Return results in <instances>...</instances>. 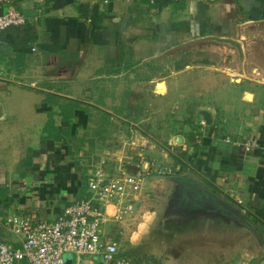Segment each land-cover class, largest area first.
I'll use <instances>...</instances> for the list:
<instances>
[{
  "label": "crops",
  "instance_id": "crops-1",
  "mask_svg": "<svg viewBox=\"0 0 264 264\" xmlns=\"http://www.w3.org/2000/svg\"><path fill=\"white\" fill-rule=\"evenodd\" d=\"M16 6L25 22L0 31V217L55 220L87 196L91 164L101 156L128 157L129 139L142 140V133L150 145L133 151L142 167L154 158L179 178L146 176L138 209L159 191L166 190L165 204L191 191V201L217 202L227 218L243 213L238 227L251 232L255 243L238 264L263 260L264 0H19ZM259 29L262 37H251ZM245 37L252 46L242 66L221 70L211 86L212 103L224 110L198 106L191 128L173 118L182 127L167 145L128 119L140 108L132 106L139 91L147 104L172 91L167 78L140 84L139 64L192 42L233 52L230 44ZM185 92L178 94L187 106ZM202 122L203 138L196 143ZM91 125L97 126L94 133L87 132ZM117 138L126 152H106V143ZM103 140L106 145L92 143ZM83 141L88 143L78 149ZM121 222H112L118 234Z\"/></svg>",
  "mask_w": 264,
  "mask_h": 264
},
{
  "label": "rangeland",
  "instance_id": "rangeland-1",
  "mask_svg": "<svg viewBox=\"0 0 264 264\" xmlns=\"http://www.w3.org/2000/svg\"><path fill=\"white\" fill-rule=\"evenodd\" d=\"M262 35V29H259L253 31L251 37H262ZM246 36L250 37V35ZM247 37L241 40L238 39L236 43L230 44L231 48L234 50L233 52L228 48L218 49V47L211 44L192 42L171 49L161 55L155 56L147 62L139 64L137 68L139 74L137 81L141 82L140 84L153 83L156 80L167 78L166 80H168V85L171 87L170 89L172 91L169 97L159 95L151 97L149 104H147V101L143 100V93H145V91H143V93L139 91V93L136 94V102L133 103L132 106L137 104L140 108L136 109L133 114L132 112L128 113V119L135 123L138 122V127L155 138L160 144L167 145V138L177 133V129L182 127L178 126L176 123H171L173 118H175V121H188V128H191V120L193 118L191 114L194 115V113H196L198 106H203L205 110L212 112L224 110L221 108V105H218L219 103H212L210 97L211 86L217 81L216 76L221 73V70L228 72L227 68L231 70V68H239L240 65L242 66L241 63L247 58L246 54H250V46H252V44L249 43L250 39ZM254 54L257 53L253 51V56H255ZM229 78L230 76L226 74L224 80L228 82ZM180 91H186L185 96H187V98L189 97L187 106L183 105V98L178 94ZM164 99H166V101H164ZM179 107H182L180 111H176V108ZM145 115H148V117L146 116V118H148L146 120H144ZM150 115L152 118H149ZM178 117L181 119H177ZM8 127L10 128L13 126L8 125ZM25 127L26 126H23V128ZM130 127L134 128L133 126ZM89 128L87 132L94 133L93 131L97 126L91 125ZM189 131V129H186L185 134H190ZM85 137L86 139L89 138L87 136ZM118 140V138L116 142H110L109 140L106 144L112 147L108 146L106 152H126V148L128 147H125V142L123 140L118 142ZM104 141L105 140L101 142L92 141V143L93 145L96 143L102 144ZM83 142H80V147H78V149L82 148V145L88 143L86 141ZM106 144L104 143V145ZM131 151L133 152L134 149L130 148L127 151V155ZM169 177L172 180H177L179 178V176L175 174L166 178ZM154 179L158 180L162 178L154 177ZM148 193L149 190L143 195ZM165 193L166 190L157 192L153 200L148 197L147 199L151 204L143 205L140 210L138 209V204L140 202L135 204L133 216L122 220L120 223L123 226L122 229H120L122 234L117 233L114 228L117 225L112 222H108L103 226L101 225V233L105 234L102 237L116 241L120 245V248L125 250L129 264H238L246 260L245 254L247 251H251L255 242L251 232L243 229L240 230L239 227H236L238 224L240 225L239 222L243 224V221L239 218L238 224H235V229H231L229 224H227V227L225 225L215 227L212 225H204L203 222L197 221L192 226H189L192 229L194 226L196 233L194 232L188 236L184 235L180 237V240L171 246H164L156 241H150L147 237L148 233H150L149 230H151L153 222L158 219L159 214L162 212L167 202ZM137 197L142 199L141 194L137 195ZM169 204V207L166 209V214L164 215L168 220H175L177 223H179V221L181 223L190 221L194 217L197 218L196 216L201 217L200 215L203 217L205 214L210 215L211 218H215L216 216L219 217V214L215 211L191 201L187 196V192H183L181 197H172ZM135 212H137V214H135ZM220 212L224 213V211L221 210L219 213ZM237 213V217H241L243 214L239 211ZM221 216H223L221 218L224 220L227 219L224 214ZM205 227L213 228L214 230L206 233L204 230L202 231ZM200 229L201 231L199 232ZM189 232L190 231L187 233ZM136 240H138L137 243L139 244L134 243ZM89 261H93V259L82 256L80 264L88 263ZM249 264H261V259L259 260L258 257H256Z\"/></svg>",
  "mask_w": 264,
  "mask_h": 264
},
{
  "label": "built area",
  "instance_id": "built-area-1",
  "mask_svg": "<svg viewBox=\"0 0 264 264\" xmlns=\"http://www.w3.org/2000/svg\"><path fill=\"white\" fill-rule=\"evenodd\" d=\"M18 1L0 0V31L25 22L16 6ZM203 130L204 122L194 132L196 143L201 142ZM140 138L142 140L129 139V148L141 150L150 145L144 134L141 133ZM251 144L246 141L245 148L249 149ZM131 153L140 156L139 152H129L128 157L101 156L92 163L86 180L87 196L65 206L53 221L17 215L4 221L0 217V226L13 237L11 242L0 241V264H64L67 253L71 254L72 264H80L82 256L93 259L84 264H129L120 245L102 237L105 234L101 233V225L133 216L145 176L161 178L175 171L154 158L149 160L144 171L143 159L134 160Z\"/></svg>",
  "mask_w": 264,
  "mask_h": 264
},
{
  "label": "flooded vegetation",
  "instance_id": "flooded-vegetation-1",
  "mask_svg": "<svg viewBox=\"0 0 264 264\" xmlns=\"http://www.w3.org/2000/svg\"><path fill=\"white\" fill-rule=\"evenodd\" d=\"M192 200L194 202L200 201V199H197L194 197ZM201 203H203V204H201L202 206H204V207H206L212 211H215L217 214H219V217L218 216L215 217V215H214L215 218H211L210 215L205 214L203 217H202V215H200L201 217L196 216L197 218L194 217L190 221H186V222L184 221L182 223L179 221V223H180L179 224L175 220H168L166 218V216L164 214H166V209L169 207L170 204H165L162 212L159 214L158 219L153 222L152 228H151V230H149L150 233H148V236H147L148 239L150 241H156L158 243H161L164 246L174 245V244H176V242L178 240H180V237H182L184 235L188 236L189 234H191V233L193 234L195 232L194 226H193V229L189 226H192L197 221L203 222L204 225H209V226L212 225L215 227L222 226V225H225L227 227L228 226L227 224L234 225V226H232L231 229H235L236 227L239 226V224H238V221H239L238 218L239 217H237L236 215L232 216L233 215L232 214V215H230L231 217L227 218L226 220L221 218V217H223V216H221V215H223V213H221V212L219 213V211L221 210L220 206H217L215 202L209 203V202L202 200ZM230 220L232 222H230ZM240 220H242V218H240ZM239 223H241V222H239ZM235 224H238V225L235 227ZM138 227H139V224H138ZM192 230H194V231H192ZM203 230L206 233H208V232H212L214 229L209 228V227L208 228L205 227L204 229H202V231ZM188 231H190V232L187 233ZM200 231H201V229L199 230V232ZM137 242H138V240H136L134 243L139 244ZM123 251L126 255L125 250H123Z\"/></svg>",
  "mask_w": 264,
  "mask_h": 264
},
{
  "label": "water",
  "instance_id": "water-1",
  "mask_svg": "<svg viewBox=\"0 0 264 264\" xmlns=\"http://www.w3.org/2000/svg\"><path fill=\"white\" fill-rule=\"evenodd\" d=\"M202 116H203V118L207 121V122H210V120H211V116H210V113L208 112V111H203L202 112ZM148 164H149V162L148 161H145L144 162V165H143V170L144 171H146L147 170V167H148ZM190 185L191 184H189V185H187V187H189L190 188ZM190 190V189H189ZM187 196L190 198L191 197V191H188L187 192ZM202 200H204V201H206V202H211V203H214V202H212V200H208L207 198H205V199H202V198H200V201H196L195 203H197V204H203V203H201V201ZM215 203H217V202H215ZM72 261H73V259H72V257H71V254H65L64 255V264H72Z\"/></svg>",
  "mask_w": 264,
  "mask_h": 264
},
{
  "label": "trees",
  "instance_id": "trees-1",
  "mask_svg": "<svg viewBox=\"0 0 264 264\" xmlns=\"http://www.w3.org/2000/svg\"><path fill=\"white\" fill-rule=\"evenodd\" d=\"M0 241L11 242L13 237L2 226H0Z\"/></svg>",
  "mask_w": 264,
  "mask_h": 264
}]
</instances>
